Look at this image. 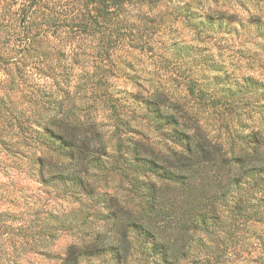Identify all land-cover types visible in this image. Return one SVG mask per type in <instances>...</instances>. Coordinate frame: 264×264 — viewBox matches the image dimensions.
Listing matches in <instances>:
<instances>
[{"label": "trees", "instance_id": "1", "mask_svg": "<svg viewBox=\"0 0 264 264\" xmlns=\"http://www.w3.org/2000/svg\"><path fill=\"white\" fill-rule=\"evenodd\" d=\"M170 1L127 0L149 11ZM123 3L124 0H21L18 8L10 5L8 12L0 10L4 17L0 21V65L11 59L3 55L6 47L11 46L13 52L15 42L18 48L23 45L24 50H19L26 52L18 57L16 66L20 83L25 79L23 73L29 60L22 61L33 60L36 55L31 62L34 66H30L36 76L30 72L35 83L30 85L29 100L38 99L42 107L70 118L79 108L58 98L70 95L60 82L72 81V66L80 68L82 58L97 70L96 75L85 78L94 91L96 88L95 95L111 102L114 95L104 90L109 82L103 72L112 73V69H117L118 52L149 47L153 37L161 32L156 18L146 13L137 16L142 28L118 21ZM13 15L20 18V31L13 30L10 23ZM189 15L191 40L185 43L172 39L168 45L169 56L163 58L166 73L168 65L174 67L170 74L157 83L146 81L136 93L126 94L137 106L133 111L145 119V130L153 132L157 139L147 136V132L140 139H123L122 126L116 123V142L110 152V142L97 122L81 111L82 117L92 121L85 137L44 145L56 161H70V166L45 163L40 179L46 184L48 181L69 184L68 192L76 197L83 196L82 189L86 187L98 203L110 210L101 217L111 222L109 231L123 233L126 228H133L135 254L144 264H264V136L261 135L264 112L260 111L263 106L258 101L254 104L249 98L236 97L245 89L261 84L250 76L242 79L241 86L232 85L234 81L223 82L221 69L211 54V47L215 46L211 35L222 28V23L210 13ZM61 32L72 40L94 38L95 46L90 43L94 52L73 49L68 53L58 52L56 59L61 65L53 66L49 63L53 60L51 55L41 50L43 39L59 36ZM38 41L42 45L36 46ZM77 49H81L80 45ZM69 54L71 64H64ZM38 75L52 79L54 91ZM76 88L82 94V88ZM112 108L117 113L116 106ZM13 120L21 127L14 116ZM233 124L246 130L234 140L230 135ZM48 127L56 129L57 122ZM167 129H172L171 133ZM224 149L230 155H224ZM133 170L136 175H131ZM116 176L120 185L109 191L108 184ZM109 178L112 179L108 182ZM122 180L129 181L128 189L121 185ZM100 182L105 188L98 192ZM121 201L131 213L126 218L121 215L124 211ZM34 216L37 218L38 213ZM46 216V222L37 218L25 226L28 223L24 220L23 225H18L17 216L1 213L0 237L11 230L14 236L19 235L17 240L25 242L45 237L54 240L56 230L71 229V225L66 228V222L58 218L59 226L49 222L54 218L52 214L46 213ZM113 247L100 236L79 246L71 244L60 257V264L91 261L104 248ZM124 252L132 254L128 248ZM29 253L53 255L47 246L34 247Z\"/></svg>", "mask_w": 264, "mask_h": 264}, {"label": "rangeland", "instance_id": "2", "mask_svg": "<svg viewBox=\"0 0 264 264\" xmlns=\"http://www.w3.org/2000/svg\"><path fill=\"white\" fill-rule=\"evenodd\" d=\"M20 2L21 0H0V6L7 3L13 6V8H18ZM153 10H158L154 17L157 21V28L159 27L161 32H158L157 35L153 37L152 45L131 52H118L115 57V61L118 63L117 69H112V73L103 72L106 80V76L108 78L110 76L112 77V80L108 79L109 83L104 87V90L111 92L114 95V100L107 102V99L100 98L98 95L96 96V88L94 91L93 87H91L85 79L88 74H82L79 66L77 67L78 69L74 68V71H72L74 75L83 76L85 79L84 83H75L71 92L78 101L76 105L79 108V112L83 111L87 117H91L92 120L97 122L98 128L104 132V137L110 142V152H112V148L116 142L114 135L116 123L122 126L121 132L123 139H128L130 137L140 139L142 135L147 132L144 126L146 124L145 119L138 111H133L137 106L128 100L126 94L127 92L136 93L137 90H139V85L147 83L146 81L157 83L161 78L166 77V74H170L169 71L174 67L168 65V73H166L163 68L166 67L167 64L164 63L163 58L169 56L168 45L172 39L173 41L182 40L185 43L191 40L193 33L189 14L195 13L196 16L201 14L205 16L210 13L212 18H217V20H219L218 22L222 23V28L217 29L215 33L211 35V40L215 44V46L211 47V54L217 63V67L221 69L220 74L223 76L222 81H234L232 85L239 83V86H241L242 79L245 77L250 76L254 80H257L258 83L261 84L259 87H253L254 89H249L248 91L245 89L243 93L236 95V97L240 100L243 97L249 98L251 103L258 101L259 105L263 106V109H260V111L264 112V80L261 79V77H264V0H172L158 5V7L151 11ZM138 14L140 13H137L136 17ZM2 18L4 17L0 14V21ZM11 19L10 23L12 24L13 30L16 29L20 31L22 23L20 22L19 16L13 15ZM164 21H166V23ZM226 22L230 23L231 27L226 25ZM229 28H231V30ZM11 30L12 29L9 28V31ZM58 38V35L47 36L44 37L43 41L55 40ZM14 45L16 46L12 53H14L17 58L25 54L26 50L20 51L24 50L22 44L19 48L17 47V45H19L17 42H15ZM37 45L40 46L42 44H39L38 41L36 46ZM79 45L80 44H77L76 47H79ZM66 47L67 53L72 50L70 44ZM80 47L82 46L80 45ZM88 49L89 50H86L87 53L94 52L93 46L90 43L88 44ZM159 49H163V51L161 52ZM48 53L53 59L51 64L53 66L59 65L60 62L56 59L58 52ZM165 53L167 55H164ZM27 60L29 61L27 67H24L25 70L28 69V72L36 76V71L30 67L34 66L31 63L33 61L31 58L25 59L22 63ZM90 68L92 69L91 75H96L97 70L92 67ZM113 72H116V75H113ZM39 77L42 83L55 89L52 79L45 75H38L37 78ZM20 84L22 87H25V79H22ZM77 86L78 88H82V94L79 89H75ZM31 88L32 87L28 85L25 87L24 92L18 93V96L24 104H28V94ZM234 89L236 90L237 88L234 87ZM25 93L27 95H25ZM217 96L219 97L221 95ZM112 106H116L117 113H113L114 109ZM253 116L256 117L257 115L254 114ZM146 134L153 140L157 139V135L153 132H147ZM0 140V154L3 152H10L9 141L2 136H0ZM17 140H19L18 137ZM22 147L26 148L27 146L23 145ZM10 154L14 155V153L11 152ZM24 155L26 156L27 153H24ZM111 179L112 178H109L107 181L109 182ZM119 180V177L116 176L113 182L108 184V190L113 191L118 184L120 185ZM121 185L124 189H128L129 181L124 180ZM97 186L98 192L105 188L103 182L98 183ZM69 189V184H62L60 182L46 184L43 183L40 178H33L31 176H24L22 179L12 181H9L5 176H0V214L8 213L15 215L19 218V221H17L18 225H23V222L26 221L28 224H25V226H28L31 224V221L37 218L46 222V217L48 216H46V213H49L54 216L49 222L58 224L57 218L58 220L65 221L66 228L71 225V229L63 230L62 232H70L75 227V218L61 210L52 212L48 207L49 204L55 203V200L59 199L62 206L67 208L75 206L79 208L81 197L71 196L70 192H68ZM53 194H56L55 197ZM65 196H67V199L64 198ZM36 213H38L37 218L34 216ZM104 222H107V225L111 224L110 221ZM13 234L15 233L8 230L7 234L4 236H8L11 242L19 236H14ZM3 237H0V240H2ZM69 245L71 244L66 246L64 253ZM0 247H2V245H0ZM52 252L53 255L50 257L28 253V259L25 264H60V257H63L64 254L62 255L59 251ZM83 264H90V261L86 260Z\"/></svg>", "mask_w": 264, "mask_h": 264}, {"label": "clouds", "instance_id": "3", "mask_svg": "<svg viewBox=\"0 0 264 264\" xmlns=\"http://www.w3.org/2000/svg\"><path fill=\"white\" fill-rule=\"evenodd\" d=\"M10 7L9 4L5 3L0 6V10L8 12ZM122 9V14L116 19L129 25L135 24L141 28L143 26L137 19L136 14L146 13L148 16H155L156 11H158H149L147 7L130 4L127 0H124ZM112 26L114 27L115 24ZM89 43L95 46L96 40L93 38L87 41L79 37L72 40L71 37H64L63 32H61L58 39L46 40L41 50L50 53L66 52V46L70 44L74 51H86L89 50ZM77 44L82 45L81 49H77ZM159 51L162 52L163 49H159ZM3 55L11 57V59L9 63L0 65V136L9 141L10 152L14 155L10 152L0 154V176L7 177L9 181L22 179L24 176L40 178L44 173L43 165L45 163H58L60 166L69 167L70 161H56L52 153L45 150L44 145L51 146L58 141L67 143L70 139L80 140L88 134V125L92 123L91 119L82 117L79 111L71 115L70 118L58 115L57 112L42 107L38 99L29 100L28 104H24L18 93L24 92L26 86L35 83L31 79L32 74L25 70L23 76L26 84L25 87H22L16 77V66H18L19 60L11 52V46L5 48ZM63 63L71 64V54L64 59ZM72 67L75 68L74 65ZM80 72L88 75L92 73V69L82 58ZM108 79L112 80V77ZM261 79L264 80V77H261ZM84 82V77L80 75H74L70 82L61 81V87L67 88L70 95L66 98H58L64 99L69 106L77 104V99L71 94L72 87L75 83ZM36 86L39 87L38 84ZM25 95L27 94L25 93ZM13 116L20 122L21 127H17ZM53 122H57L56 129L48 127ZM166 131L171 133L172 129ZM244 131L246 130L233 124V132L230 134L231 139L234 140L236 135ZM261 135L264 136V130H262ZM17 137L19 140H17ZM23 145L27 147L24 148ZM24 153H27V155L25 156ZM224 155H230L227 149H224ZM41 156L44 157L43 160L40 159ZM131 175H136L135 170L131 172ZM66 179L70 181L71 177ZM48 182L51 183L52 181ZM82 191L84 195L80 198L79 208L62 206L59 199L48 205L52 212L61 210L75 218V227L72 231L62 232L56 230L54 240H48L45 237L27 242L17 239L10 242L9 237L4 236L0 240V245H2L0 247V264H25L29 251L34 247L41 246H47L49 250L59 251L63 255L68 244L79 246L81 242H91L96 236H100L104 242L110 243L114 247L104 248L97 258L91 259L90 264H144V261L135 254L137 246L133 242L135 235L133 228H126L123 233L109 231V226L105 224L101 217L107 215L110 210L106 209L103 204L98 203L96 196L89 193L86 187ZM53 195L55 197L56 194ZM64 198L67 199V196ZM121 205L124 207L121 215L125 218L131 215L127 207L124 206L123 201H121ZM50 230L52 229L50 228ZM125 248L131 249L132 254L125 253ZM147 255L148 252L145 249V257ZM78 264H83V262L78 261Z\"/></svg>", "mask_w": 264, "mask_h": 264}]
</instances>
